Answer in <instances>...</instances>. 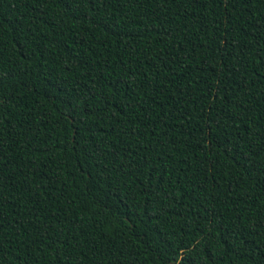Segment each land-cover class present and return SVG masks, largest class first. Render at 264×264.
<instances>
[{
  "label": "trees",
  "instance_id": "1",
  "mask_svg": "<svg viewBox=\"0 0 264 264\" xmlns=\"http://www.w3.org/2000/svg\"><path fill=\"white\" fill-rule=\"evenodd\" d=\"M0 264H264V0H0Z\"/></svg>",
  "mask_w": 264,
  "mask_h": 264
}]
</instances>
